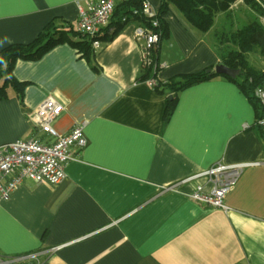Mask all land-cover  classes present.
<instances>
[{
  "label": "crops",
  "instance_id": "crops-1",
  "mask_svg": "<svg viewBox=\"0 0 264 264\" xmlns=\"http://www.w3.org/2000/svg\"><path fill=\"white\" fill-rule=\"evenodd\" d=\"M92 1L0 0V52L30 44L51 23L75 30L79 6ZM142 1L158 13L161 0ZM163 21L157 81L219 65L212 36L174 6ZM136 26L103 41L109 21L86 55L63 42L37 61H16L12 75L27 85L22 98L8 88L0 99V146L44 138L29 116L48 97L63 108L56 133L82 125L86 145L58 185L23 179L0 202V264H264V127L253 106L216 77L181 91L165 121L167 95L141 78L148 66ZM217 163L253 164L225 196L227 210L190 200L196 181L174 188Z\"/></svg>",
  "mask_w": 264,
  "mask_h": 264
},
{
  "label": "built area",
  "instance_id": "built-area-1",
  "mask_svg": "<svg viewBox=\"0 0 264 264\" xmlns=\"http://www.w3.org/2000/svg\"><path fill=\"white\" fill-rule=\"evenodd\" d=\"M117 0H96L79 6L76 31L90 41L92 49L100 48L99 32L105 27L113 14ZM135 14V12H134ZM143 14L153 18L155 14L143 3ZM122 22H126L123 18ZM127 23V22H126ZM128 24V23H127ZM157 20L150 26H136L134 35L140 43L144 64L154 63L155 52L160 34L154 31ZM150 84L155 86L154 81ZM255 96L263 107V113L257 125L264 127V85L255 90ZM63 108L53 98H46L29 116L31 124L38 134L28 140L16 141L0 146V202H7L20 187L23 179L36 184L58 185L65 179V165L73 161L75 153L86 145L83 126L73 127L66 135H58L53 122L60 116ZM249 163H217L207 170L189 176L174 186L196 181L197 184L188 194V198L213 209L227 210L225 196L233 189L243 171L252 166Z\"/></svg>",
  "mask_w": 264,
  "mask_h": 264
},
{
  "label": "trees",
  "instance_id": "trees-1",
  "mask_svg": "<svg viewBox=\"0 0 264 264\" xmlns=\"http://www.w3.org/2000/svg\"><path fill=\"white\" fill-rule=\"evenodd\" d=\"M235 0H161L159 11L153 18L143 14L142 0H124L118 6L114 7V11L110 21L114 29L103 41H110L127 23L135 22L138 26H150L152 20H157L158 27L154 31L160 34V40L167 38L168 28L164 23V16L168 13L169 7L174 6L175 9L200 33H207L213 23V19L217 13L228 8V4ZM257 14H264V4H259L256 0H243ZM264 2V0H263ZM135 12V14H134ZM125 18L126 22H122ZM113 20H116L113 21ZM64 26L58 24H48L36 39L27 45H11L0 52V99H7V89L11 88L19 98H22L23 91L27 83L18 82L12 75V71L16 61H37L46 52L56 45L68 42L77 48L84 55L90 52V41L80 35L76 29L63 30ZM101 39V38H100ZM99 39V40H100ZM101 39V40H102ZM100 40V41H101ZM230 44L231 50L222 46ZM219 65H224L230 69L239 71L236 78H228L226 76L217 75L214 68L204 70L197 74L182 75L166 82L156 80V75L152 74V66L145 69L143 80L155 79L154 88L159 93H165V121L169 120L172 115L178 94L184 89L193 85L211 80L216 77H222L229 82L234 83L240 91L246 96L255 112V126L263 113V107L255 96V90L264 85V70H255L250 67L246 61V55L258 49L264 54V29L258 21L253 20L241 29L228 34L225 39L219 40ZM155 63V58H154ZM157 71V69H156ZM170 97V98H169Z\"/></svg>",
  "mask_w": 264,
  "mask_h": 264
},
{
  "label": "rangeland",
  "instance_id": "rangeland-1",
  "mask_svg": "<svg viewBox=\"0 0 264 264\" xmlns=\"http://www.w3.org/2000/svg\"><path fill=\"white\" fill-rule=\"evenodd\" d=\"M256 2L259 6L264 4L263 0H256ZM249 5L243 0H235L228 4L226 10L216 14L210 30L205 34L212 36L217 48L220 46L219 40L222 41L228 34L241 29L253 20L258 21L264 29V14H257ZM222 47L231 50L233 46L227 44ZM246 61L252 69L264 70V54H261L258 49L247 54Z\"/></svg>",
  "mask_w": 264,
  "mask_h": 264
},
{
  "label": "water",
  "instance_id": "water-1",
  "mask_svg": "<svg viewBox=\"0 0 264 264\" xmlns=\"http://www.w3.org/2000/svg\"><path fill=\"white\" fill-rule=\"evenodd\" d=\"M214 71L217 75L226 76V77L232 78V79L236 78L239 74V71L234 70V69H230L224 65L215 66Z\"/></svg>",
  "mask_w": 264,
  "mask_h": 264
}]
</instances>
